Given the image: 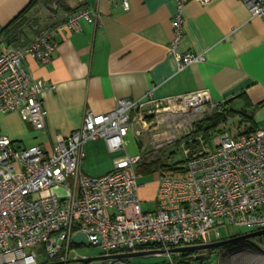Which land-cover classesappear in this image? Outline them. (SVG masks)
<instances>
[{"label":"built area","instance_id":"built-area-1","mask_svg":"<svg viewBox=\"0 0 264 264\" xmlns=\"http://www.w3.org/2000/svg\"><path fill=\"white\" fill-rule=\"evenodd\" d=\"M104 1L124 11L129 7L128 0ZM189 1L173 0L168 55L178 71L204 61L201 54L178 50ZM193 1L206 6L217 0ZM240 2L251 18H264V0ZM97 19L95 10H77L24 48L0 41V116L16 113L32 129L44 130L41 94L54 87L32 78L23 60L49 63L57 34L78 32L82 22L96 24ZM223 105L205 91L157 101L152 89L139 101L118 100L105 114L85 111L80 128L56 136L48 150L21 147L0 133V264H89L91 259L69 256L81 247L95 248L98 259L111 264H134V258L120 256L139 252L165 256L161 264H193L170 251L211 244L210 234L219 241L220 228L264 230V127L237 135L222 130L213 135L211 146L201 135H191L197 122L219 114ZM132 126L136 154L118 159L102 176L82 173L86 143L102 139L108 152L123 150ZM179 142L175 149L184 160L182 175L155 173V209L143 211L136 169ZM76 235L84 245L72 242ZM239 250L227 253L234 258Z\"/></svg>","mask_w":264,"mask_h":264},{"label":"crops","instance_id":"crops-1","mask_svg":"<svg viewBox=\"0 0 264 264\" xmlns=\"http://www.w3.org/2000/svg\"><path fill=\"white\" fill-rule=\"evenodd\" d=\"M31 0H0V30L9 25ZM128 10L104 0H40L11 30L14 48L26 47L38 34L63 23L77 10H95L96 24L81 23L80 31L59 33L51 61L39 64L28 57L24 70L54 87L41 101L45 128L36 131L16 113L0 116V133L21 147L48 150L56 136L80 128L85 111L105 114L118 100L139 101L153 89V98L205 91L213 102H224L236 118L232 135L264 127V18H251L240 0H217L202 6L189 1L183 10L179 52L201 54L202 63L178 71L168 55L172 39L173 0H128ZM236 113L251 119L242 120ZM224 125V126H225ZM227 130L226 128H224ZM135 126L124 138L123 150L108 152L102 139L83 146L80 169L89 177L109 172L115 161L138 151ZM228 131V130H227ZM133 139L128 151L127 136ZM138 197L141 208L151 199L155 209L156 180L143 175ZM151 180V182H150Z\"/></svg>","mask_w":264,"mask_h":264},{"label":"rangeland","instance_id":"rangeland-1","mask_svg":"<svg viewBox=\"0 0 264 264\" xmlns=\"http://www.w3.org/2000/svg\"><path fill=\"white\" fill-rule=\"evenodd\" d=\"M40 29L37 30V34L40 33ZM3 45H6V43H3ZM237 119H229L228 124L225 126H221L220 130H223V128H226L229 133H233ZM160 132L162 133L164 131V127L160 126ZM212 137L211 136L209 139L205 138L203 139L205 143L209 146L212 144ZM127 142V148L128 151L133 153V139H131V135H128L126 140ZM190 148H195L198 147V144L195 145H190ZM175 148H178V146H171L170 148L166 149L167 151L165 154H162L159 158L164 159V157L167 155L168 152L173 151ZM181 152L180 150L176 149V154L171 156L169 159V162L172 163L174 161H177L180 159ZM178 165L177 167H179ZM183 166V165H182ZM140 169H136L137 173V180L140 181L141 179H144V176L142 173L139 172ZM157 174L163 176V177H169V176H174V177H179L181 176V171H161L158 172ZM153 177L155 178V175L153 174ZM151 182V180H150ZM157 184V182H156ZM55 193H57L56 190H54ZM51 193V192H50ZM156 196V192H155ZM154 196V199H155ZM39 195H35L34 198H38ZM143 210H152L154 208V203L152 202L151 199L144 201L142 204ZM219 241H217L212 234H210V241L211 243L215 242H220L223 240H227L230 238H234L240 235L248 234L252 231L246 229V228H220L219 230ZM239 250V254L234 257L230 258L229 253H227L228 250L224 251V248H216L213 249L209 253L207 250L203 252H198V255H201L206 258V260L203 263L199 262H194L198 264H264V246L262 244V241H260L257 238L250 239L247 241H243L237 247ZM69 256L71 257L72 260H79L82 257L86 259H91L89 264H111V260H103V259H98V251L95 248H90V247H81L78 248L75 251H72ZM194 257V255H192ZM167 258L165 256H148V257H139V258H134L131 259V262L134 264H161L165 262ZM69 264H74V263H69Z\"/></svg>","mask_w":264,"mask_h":264},{"label":"trees","instance_id":"trees-1","mask_svg":"<svg viewBox=\"0 0 264 264\" xmlns=\"http://www.w3.org/2000/svg\"><path fill=\"white\" fill-rule=\"evenodd\" d=\"M40 0H31L30 3L28 4V6L20 13L18 14L13 21L7 25L5 28H3L2 30H0V41L2 43H6V46H11L16 44V36L13 34V32H11V30H13L12 28H14V26H16L17 24H19L20 22L23 21V19L25 18V15L29 12V10H31L34 6H36L39 3ZM225 105H223V109L219 114H216L214 116H211L209 118L203 119L199 122H197L194 126H193V130L191 135L193 137L197 136V135H201L203 139L205 138H210L211 136H213L215 133L221 132L222 130L218 129L221 126H224L226 124V120L227 118L231 115L230 110L226 107H224ZM242 117V120L247 121L248 123H251V119L241 113H236ZM250 128L245 131V132H250L255 130L256 128H254V126H252V124H250ZM223 130H225L223 128ZM180 144V142L177 144V146ZM192 145V144H191ZM194 145V144H193ZM190 146V145H188ZM167 150H164L160 156L162 154H165ZM176 154V149L173 151H170L167 153V155L164 157V159H160L159 157L155 158L154 160L150 161L149 163L145 164V165H141L140 167H138L137 169H140L139 172L142 173L143 175H153L155 173L161 172V171H181L183 169V164H184V160L183 159H179L177 161H174L172 163L169 162V159L171 158V156ZM178 165H180L179 167H177ZM138 173V172H137ZM260 241L261 239L258 238ZM242 242L239 243H232L229 244L227 246H224L222 248H224V251L226 250H230V249H234L237 247V245H239ZM213 249H209L207 250L209 253H213L211 252ZM194 254L192 253H180L178 254V257H180L183 261H186L187 263H193V264H198V263H194V261L192 260Z\"/></svg>","mask_w":264,"mask_h":264},{"label":"water","instance_id":"water-1","mask_svg":"<svg viewBox=\"0 0 264 264\" xmlns=\"http://www.w3.org/2000/svg\"><path fill=\"white\" fill-rule=\"evenodd\" d=\"M254 238H260L262 241V244L264 246V230H260V231H255V232H250L248 234H244V235H240L234 238H230L227 240H223L220 242H215V243H211V244H206V245H200V246H194V247H189V248H180V249H174L171 250L170 253H198V252H203L209 249H216V248H220V247H224L227 246L229 244L232 243H239V242H243V241H247L250 239H254ZM72 242L74 244L77 245H84L85 241L83 239V237L81 235H76L74 237H72ZM156 252H139V253H135V254H128V255H123L120 257H124V258H139V257H144L146 255L149 254H153ZM192 260L194 262H199V263H203L206 258L201 256V255H196L192 258ZM84 263L87 262L88 260H82Z\"/></svg>","mask_w":264,"mask_h":264},{"label":"flooded vegetation","instance_id":"flooded-vegetation-1","mask_svg":"<svg viewBox=\"0 0 264 264\" xmlns=\"http://www.w3.org/2000/svg\"><path fill=\"white\" fill-rule=\"evenodd\" d=\"M194 255H198V253H195Z\"/></svg>","mask_w":264,"mask_h":264}]
</instances>
